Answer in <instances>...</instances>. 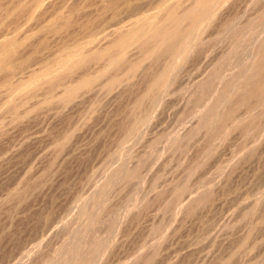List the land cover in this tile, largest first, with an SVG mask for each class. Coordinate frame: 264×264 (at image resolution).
I'll return each mask as SVG.
<instances>
[{
    "label": "rangeland",
    "instance_id": "1",
    "mask_svg": "<svg viewBox=\"0 0 264 264\" xmlns=\"http://www.w3.org/2000/svg\"><path fill=\"white\" fill-rule=\"evenodd\" d=\"M0 264H264V0H0Z\"/></svg>",
    "mask_w": 264,
    "mask_h": 264
},
{
    "label": "bare ground",
    "instance_id": "2",
    "mask_svg": "<svg viewBox=\"0 0 264 264\" xmlns=\"http://www.w3.org/2000/svg\"><path fill=\"white\" fill-rule=\"evenodd\" d=\"M170 8V7H169ZM204 11V10H203ZM160 18V17H159ZM175 19V18H174ZM172 21V20H171ZM200 23V22H199ZM166 25V24H165ZM123 29V28H122ZM151 36V35H150ZM181 37V36H180ZM149 39V38H148ZM165 39V38H164Z\"/></svg>",
    "mask_w": 264,
    "mask_h": 264
}]
</instances>
